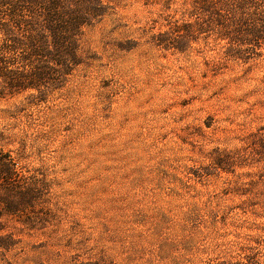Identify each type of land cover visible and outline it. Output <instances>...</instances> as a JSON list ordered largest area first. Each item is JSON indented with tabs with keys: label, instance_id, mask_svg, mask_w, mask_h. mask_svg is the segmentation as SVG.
I'll list each match as a JSON object with an SVG mask.
<instances>
[{
	"label": "rangeland",
	"instance_id": "374dc122",
	"mask_svg": "<svg viewBox=\"0 0 264 264\" xmlns=\"http://www.w3.org/2000/svg\"><path fill=\"white\" fill-rule=\"evenodd\" d=\"M107 3L62 87L0 96V148L39 187L0 219V264H236L242 248L264 264V205L234 193L255 165L207 174L264 125V56L164 48L177 0Z\"/></svg>",
	"mask_w": 264,
	"mask_h": 264
},
{
	"label": "trees",
	"instance_id": "16d2710c",
	"mask_svg": "<svg viewBox=\"0 0 264 264\" xmlns=\"http://www.w3.org/2000/svg\"><path fill=\"white\" fill-rule=\"evenodd\" d=\"M164 1L170 5L175 0ZM107 2L110 0H0V96L36 91L37 99L43 101L50 89L62 87L78 66L92 58L85 51L86 31L108 14ZM177 2L175 13L180 12L181 18L170 15L162 35L169 37L156 38L164 48L182 50L181 40L213 39L223 43L228 58L248 62L264 56V0ZM254 165L253 171L237 174L241 179L234 181L238 183L234 193L246 196L247 201L258 200L262 206L264 125L249 135L241 148L214 150L212 172L207 174H234L236 168ZM37 188L22 174L12 154L0 148V219L19 217L32 206ZM241 257L236 264H258L252 248H242ZM74 260L77 257H71ZM72 264L111 263L100 257Z\"/></svg>",
	"mask_w": 264,
	"mask_h": 264
}]
</instances>
